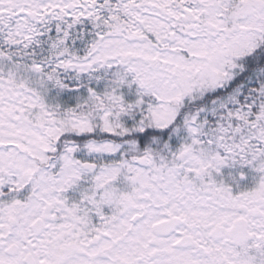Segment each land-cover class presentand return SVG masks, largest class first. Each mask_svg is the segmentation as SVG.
I'll use <instances>...</instances> for the list:
<instances>
[{
	"label": "snow or ice",
	"instance_id": "1",
	"mask_svg": "<svg viewBox=\"0 0 264 264\" xmlns=\"http://www.w3.org/2000/svg\"><path fill=\"white\" fill-rule=\"evenodd\" d=\"M0 264H264V0H0Z\"/></svg>",
	"mask_w": 264,
	"mask_h": 264
}]
</instances>
